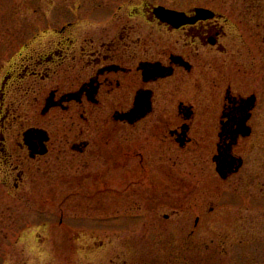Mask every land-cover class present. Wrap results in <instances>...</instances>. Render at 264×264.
Here are the masks:
<instances>
[{"label":"rangeland","instance_id":"obj_1","mask_svg":"<svg viewBox=\"0 0 264 264\" xmlns=\"http://www.w3.org/2000/svg\"><path fill=\"white\" fill-rule=\"evenodd\" d=\"M145 3L179 11L205 7L226 18L218 25L225 32L220 41L226 51L205 47L198 53L205 57L196 69L198 87H203L198 101L203 106L209 93L218 101L225 71L243 77L247 88L258 84V141L243 155V169L228 183H251L264 200V0H0V92L7 71L30 55L24 43L43 50L50 40L59 39L53 32L66 22L80 19L84 25H99L114 12L90 19L93 8L101 12L123 5L133 12ZM178 38L179 50L190 44V38ZM22 83L31 91H25L26 101L10 113L13 125L4 131L9 152L18 150L19 131L50 122L53 116L41 114L44 88L31 76ZM13 93L10 100H17L18 93ZM107 128L100 127L99 152L111 150L115 142ZM1 157L5 155L0 150V264H264V209L249 213V221L243 222V217L229 216L217 207L212 214L216 216L208 220L205 168L213 163L205 154L191 158L179 153L175 167L165 164L146 171L132 165L130 173L120 168L113 173L112 165L99 163L89 174L51 154L40 162L25 159L20 164L24 177L18 188L16 156L7 163ZM157 182L159 190L151 191ZM108 185L115 189L95 190ZM143 187L149 190L146 196ZM124 199L131 201L126 204ZM212 200L219 204L220 198ZM115 214L136 217L135 222L130 229L111 231L108 220ZM192 229L194 236L189 238Z\"/></svg>","mask_w":264,"mask_h":264},{"label":"flooded vegetation","instance_id":"obj_2","mask_svg":"<svg viewBox=\"0 0 264 264\" xmlns=\"http://www.w3.org/2000/svg\"><path fill=\"white\" fill-rule=\"evenodd\" d=\"M145 4L133 12L123 5L101 12L93 8L88 13L90 19L99 13L107 17L114 12L99 25H84L80 19L66 22L53 32L59 39L50 40L43 50L31 48L33 43L23 44L30 55L7 71L1 83L0 150L5 155L1 158L7 163L16 156L18 164L13 171L17 172L18 188L24 177L20 164L25 159L40 162L51 154L68 166L89 170L88 174L99 163L112 165L113 173L119 168L130 173L132 165L146 171L159 170L165 164L175 167L179 153L191 158L205 154L213 163L205 168L210 191L207 202L211 204L208 220L221 207L227 215L249 221V213L264 209V200L256 195L257 188L251 183L228 182L243 169V155L248 149L253 150L258 141L259 86L251 80L252 86L247 88L243 77L225 71L218 101H212L209 93L202 106L198 97L203 87H198L196 69L205 57L198 53L205 47L226 51L220 41L225 32L218 26L226 18L215 12L212 18H199L177 27L167 17L158 15L157 7L162 5ZM195 8L186 14L195 17ZM136 17L140 21L132 22ZM180 35L191 40L182 50ZM30 76L46 92L41 114L45 118L53 116L50 122L31 124L19 131L18 150L9 152L4 131L8 124L13 125L10 113L26 101L24 95L31 91H26L22 83ZM11 81L13 94L19 95L17 100H10L11 90L7 88ZM100 127H108L115 141L106 152L98 150ZM106 144L108 141L101 146ZM255 175L258 173L251 178ZM130 183L133 182L126 187ZM159 187L157 182L150 190ZM113 189V185L95 188L96 192ZM143 189L146 196L149 190ZM216 198H220L219 204L212 200ZM122 201L127 204L131 200ZM132 218L136 217L115 214L108 220L109 228L114 232L130 229L135 222Z\"/></svg>","mask_w":264,"mask_h":264},{"label":"water","instance_id":"obj_3","mask_svg":"<svg viewBox=\"0 0 264 264\" xmlns=\"http://www.w3.org/2000/svg\"><path fill=\"white\" fill-rule=\"evenodd\" d=\"M194 11L196 12V16L189 17L186 14V12L183 11L168 9L164 6L157 7L158 15L167 17L170 21L174 22L177 27H180L186 23L194 22L199 18L207 19V18H212L216 15V13L213 10L204 7H196ZM31 131L32 130L30 129L25 133L26 138H28V134H30Z\"/></svg>","mask_w":264,"mask_h":264}]
</instances>
